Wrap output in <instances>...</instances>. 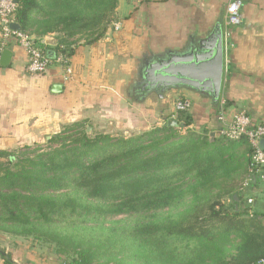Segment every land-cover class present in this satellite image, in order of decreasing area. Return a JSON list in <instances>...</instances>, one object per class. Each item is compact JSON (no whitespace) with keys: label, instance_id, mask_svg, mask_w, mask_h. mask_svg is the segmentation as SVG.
Instances as JSON below:
<instances>
[{"label":"trees","instance_id":"16d2710c","mask_svg":"<svg viewBox=\"0 0 264 264\" xmlns=\"http://www.w3.org/2000/svg\"><path fill=\"white\" fill-rule=\"evenodd\" d=\"M16 20L69 57L102 37L118 0H16ZM47 35L54 45L43 42ZM52 59L54 57H51ZM132 135L65 125L42 148L0 152V230L49 245L59 264H254L264 218L248 203L250 145L209 140L191 114ZM241 179L237 183V179ZM247 181L248 184L244 182ZM236 195V199L234 196ZM3 264H19L0 249Z\"/></svg>","mask_w":264,"mask_h":264},{"label":"crops","instance_id":"0c3cea01","mask_svg":"<svg viewBox=\"0 0 264 264\" xmlns=\"http://www.w3.org/2000/svg\"><path fill=\"white\" fill-rule=\"evenodd\" d=\"M229 1L118 0L104 35L90 43L77 41L69 56L72 73L64 81L63 68L56 63L44 74H28L25 51L7 39L0 44V55L4 48L12 53L9 63L0 65V152L44 144L63 126L78 121H86L95 132L138 134L172 118L177 98L191 103L190 128L215 132L219 100L214 103L206 93L184 87L148 90L141 70L159 54L188 46L216 23L223 32ZM242 2L241 22L230 28L219 99H225L228 117L243 110L253 123L264 124V0ZM49 38L54 37L47 35L43 42L53 45L46 43ZM55 83L62 84L61 91H52ZM250 181V208L264 218V189L257 172Z\"/></svg>","mask_w":264,"mask_h":264},{"label":"built area","instance_id":"2783aa9c","mask_svg":"<svg viewBox=\"0 0 264 264\" xmlns=\"http://www.w3.org/2000/svg\"><path fill=\"white\" fill-rule=\"evenodd\" d=\"M242 0H230L225 9V21L223 28V52H224V73L228 68L227 53L231 47L229 41L230 28L238 25L241 22V7ZM17 1L16 0H0V44L4 45L5 41L13 38L19 47H21L26 55L27 62L25 71L31 75L44 74L48 66L56 63L63 68L62 79L67 80L72 69L69 63V57L62 54L54 56L52 59L38 43L34 36L26 31L16 30L11 27V24L18 22L16 20ZM115 28H119V23H113ZM219 109L216 119L219 122V127L215 130V134L226 140L245 139L250 145V167L258 174L259 181L264 189V148L260 142L264 140V124L253 123L249 115L243 111H236L228 117L225 112V99H218ZM191 103L187 98H177L174 100V113L186 112L190 109ZM175 114L172 118H175ZM248 203H252L249 198ZM254 264H264V258L258 259Z\"/></svg>","mask_w":264,"mask_h":264},{"label":"water","instance_id":"95a60500","mask_svg":"<svg viewBox=\"0 0 264 264\" xmlns=\"http://www.w3.org/2000/svg\"><path fill=\"white\" fill-rule=\"evenodd\" d=\"M11 27L20 30L18 22ZM56 38L46 39V43L55 44ZM49 57L54 53L48 51ZM12 53L4 48L0 55V65H7ZM224 75V52L222 26L216 23L206 34L176 51L159 54L156 59L142 67L143 84L148 90L166 91L184 87L200 93H206L216 103L219 99ZM62 84L52 85L53 92H59ZM169 126H176L177 120L169 118ZM90 128L88 127L87 130ZM210 141L214 140L215 132L208 133ZM264 148V140L260 142ZM236 199V195L234 196Z\"/></svg>","mask_w":264,"mask_h":264},{"label":"rangeland","instance_id":"374dc122","mask_svg":"<svg viewBox=\"0 0 264 264\" xmlns=\"http://www.w3.org/2000/svg\"><path fill=\"white\" fill-rule=\"evenodd\" d=\"M40 146L46 148L48 144L44 143ZM240 181L239 178L236 180L237 183ZM246 197L248 198L247 194ZM0 249L9 251L13 259L19 264H59L49 245L31 237L23 238L0 230Z\"/></svg>","mask_w":264,"mask_h":264}]
</instances>
